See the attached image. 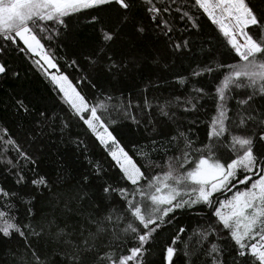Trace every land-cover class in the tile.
<instances>
[{
  "label": "snow or ice",
  "instance_id": "6c2138e0",
  "mask_svg": "<svg viewBox=\"0 0 264 264\" xmlns=\"http://www.w3.org/2000/svg\"><path fill=\"white\" fill-rule=\"evenodd\" d=\"M139 3L147 24L132 15L137 0H0V75L20 79L4 57L16 53L28 59L119 171L115 182L92 185L91 176L99 180L105 169L89 158L86 145L81 150L77 138L71 142L90 174L68 183L62 172L55 178L41 172L33 145L57 128L63 139L72 125L67 116L37 109L24 94L13 97L15 130L0 122V245L17 242L0 248L5 264H148L166 228L159 264L178 259L181 264H264V0ZM201 13L218 30L216 50L223 49L229 59L193 57L189 72H176L166 58L191 50L192 32L202 31ZM73 17L92 28L94 40L80 55L94 73L111 78L109 85L128 78L140 63L132 50L135 40L129 37L127 48L115 47L128 24L137 39L151 32L164 41L151 63L167 74L147 78L134 98L120 89L105 90L96 75L89 77L72 59L70 66L83 73L77 83L87 81L99 93L89 102L87 93L59 72L42 43L67 38ZM205 76L211 81L202 82ZM162 87L171 91L147 94ZM209 111L202 121L201 113ZM119 119L144 129V143L132 144L144 162L139 166L115 134ZM200 124L206 127L203 141L196 131ZM180 211L201 217L191 232L184 226L172 229Z\"/></svg>",
  "mask_w": 264,
  "mask_h": 264
},
{
  "label": "trees",
  "instance_id": "16d2710c",
  "mask_svg": "<svg viewBox=\"0 0 264 264\" xmlns=\"http://www.w3.org/2000/svg\"><path fill=\"white\" fill-rule=\"evenodd\" d=\"M256 0H253L255 3ZM137 21H143L145 24L148 23L143 7L140 5L139 0H137V7L134 8L132 13ZM202 16L201 28L202 31L197 33L192 32L190 37L191 40V50L186 51L183 55H178L172 57L169 55L166 60L169 65H175V71L181 73H187L191 69L189 65L195 66V61H209L211 58L215 60H225L227 61L229 57L223 54V49L219 51L216 50V45L218 40L213 39V37H219L218 30L207 17ZM70 34L67 38L57 39L53 42L42 41L45 44L46 49L51 51L53 58L58 65L59 72L67 75L69 79L73 82L74 86L86 92L89 102L94 99L99 98V93L96 89H93L91 85L85 81L84 83H77L80 80V76L83 74L80 69L70 66L69 61L72 59H77L80 65L87 71L89 77L96 75L97 83L105 90L120 89L124 91V95L127 96L130 92L135 98L140 89L144 87V82L147 78H155L157 75L167 74V70L163 68L162 65H153L151 63L152 58L164 49V41L162 39H156L155 36L149 32L143 38L137 39L131 24L124 26L120 30V34L117 36L115 47L117 48H127L128 38L136 41V47L132 50L138 53L140 57L139 66H132L131 73L128 78L120 77V82L112 81L111 85L108 81L111 80L110 77L94 73L88 68L86 61L83 56L80 55L94 40V34L92 28L83 23V18L78 22L75 17L68 21ZM7 65H10L12 69H16L20 72V79H13L11 74L4 76L0 75V122H6L9 124L10 128L15 130V124L17 121L13 120V113L11 109L12 98L24 94L25 97L32 101L37 109L47 108L51 112L59 113L60 116L69 117V123L72 125L70 131L66 132L61 139V135L57 128V131L50 133L47 137L42 139L39 143L33 145L36 150V154L40 156V171L47 173L50 177L55 178L57 172H62L64 176L68 179V183H73L79 180L82 174L89 173L87 160L83 155H81V150L83 146H87V153L90 159L95 162H99L101 166L105 169L104 174L99 180L92 175L91 181L92 185L99 187L105 180L109 182H115L119 171L114 167V162L111 161L110 157L107 156L104 148L95 140V137L91 135L86 127H81L75 119L71 118V114L67 109L66 105H63L58 99L56 90L53 89L51 83L43 75L42 71H37L32 68L31 62L24 56L12 53L9 56L3 58ZM37 59V58H35ZM57 71V70H56ZM143 78V82H142ZM210 76H205L202 82H210ZM168 89L162 87L159 91L149 89L148 95H159L160 92L167 94ZM142 100L143 93L140 94ZM211 109V105L208 106ZM211 111L207 114L201 113L200 119L202 121L209 119ZM145 123L147 122V117L144 118ZM23 123L27 124L28 121ZM115 127V134L120 140L122 145L126 146V151L129 155L137 162L138 166L144 162L139 156L133 151V142L138 144H143L145 139V133L143 128H137L130 121L119 119ZM111 130V129H110ZM201 141L206 138V127L204 124H200L196 130ZM18 138L24 148H28V144L24 142L23 135H19ZM79 138L83 141L81 145V150H78L71 141ZM14 153H12L8 158H12ZM21 163H23L21 161ZM3 165H0L2 168ZM90 174V173H89ZM31 176L32 174L29 173ZM3 175H0V182H3ZM27 189H22L26 191ZM39 207V203H37ZM23 208H21V217L23 218ZM201 217L196 215L193 211H180L177 214L176 220L172 226L175 230L180 226H184L189 232L192 231L194 227L197 226V222L200 221ZM169 235V230L166 228L165 231L159 233L157 236V242L152 246L151 253L148 257V264H159L161 247L164 244L165 238ZM16 241H12L11 245H0V248L15 247ZM41 246L43 242L41 241ZM5 257L0 255V264H5ZM177 264H181L178 259Z\"/></svg>",
  "mask_w": 264,
  "mask_h": 264
},
{
  "label": "rangeland",
  "instance_id": "374dc122",
  "mask_svg": "<svg viewBox=\"0 0 264 264\" xmlns=\"http://www.w3.org/2000/svg\"><path fill=\"white\" fill-rule=\"evenodd\" d=\"M38 59V57H36ZM49 71L56 72V69H50Z\"/></svg>",
  "mask_w": 264,
  "mask_h": 264
}]
</instances>
